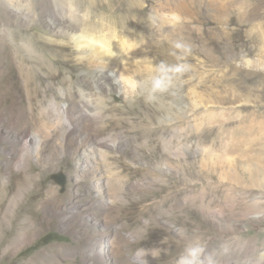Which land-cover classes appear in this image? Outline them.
Returning a JSON list of instances; mask_svg holds the SVG:
<instances>
[{"label": "rangeland", "instance_id": "obj_1", "mask_svg": "<svg viewBox=\"0 0 264 264\" xmlns=\"http://www.w3.org/2000/svg\"><path fill=\"white\" fill-rule=\"evenodd\" d=\"M74 1L78 29L61 10L68 0H0V175L19 174L28 156L22 197L38 213L22 230L25 218L12 225L3 209L0 264H138V249L148 264H175L192 238L214 264H264V0H171L159 10L136 0L141 11L134 0ZM79 32L134 45L142 80L161 62L189 69L152 100L144 89L124 99L112 74L97 82L80 58L70 39ZM87 103L105 108L94 123ZM53 106L77 125L68 138L51 128L35 146ZM87 135L109 146L77 147Z\"/></svg>", "mask_w": 264, "mask_h": 264}, {"label": "bare ground", "instance_id": "obj_2", "mask_svg": "<svg viewBox=\"0 0 264 264\" xmlns=\"http://www.w3.org/2000/svg\"><path fill=\"white\" fill-rule=\"evenodd\" d=\"M170 1L171 0H156L155 5L158 7V10H159L161 8H165L166 4H164V3L168 4ZM192 1H194V0H192ZM113 2H115V1H113ZM117 2H119V1H117ZM68 3H69V8H70L69 12H67V10L65 8V7H67V4H65V6L61 7V10L66 11L67 16H69L71 18V20L73 22L71 24V26L75 29H78V23L80 22L79 9H78L74 0H68ZM131 3H132L133 7H140L141 9L139 11L145 9V8H143L142 5L138 6L141 3H137L136 0L131 1ZM167 17H168L167 20H169V22H174V21L179 19V17L174 15V14L168 15ZM172 17L174 19H171ZM89 35H93V36L97 37L98 39L104 40L106 43H108L112 47L113 51L116 53L115 56L111 57L110 55H106L100 49L94 48L86 54L87 60L93 64V66L95 67V70L97 71V73H99V74H95V79L97 80V82H99L100 80H104L105 82L106 81L109 82V80L111 81V79H110L111 75L110 74L113 75V79H114L116 76H119L121 73H123L125 75H132L136 79L142 80L141 79L142 77L138 75L139 72L137 70H134V69L132 70V66L135 65V57H132V50L131 49L129 50V44L126 42V40L124 38L123 39L119 38L120 35L116 34V32L112 35L111 39L107 38L106 36L95 35L92 33H89ZM14 41L15 40H13V42H11V43H14ZM27 52L30 54H34L36 56L35 51H33V49L29 46L27 47ZM82 54L85 55V53H83V52H82ZM112 63H115L114 64L115 66H112ZM41 66L42 67L44 66L43 63L41 64ZM131 70L134 72H132ZM92 86L97 87V85H92ZM114 86L118 90V86L115 84H114ZM120 96H123L124 99H127L128 97H131L132 95L125 97L124 95L120 94ZM35 104L37 105L38 103L35 102ZM37 106L40 107L42 105H37ZM31 107H32V105H30V108ZM33 107H34L33 110L36 109L35 106H33ZM48 110L49 111H47L46 109L42 110V115L45 118V122L42 123V128H40L38 131L39 135L41 136L40 141L36 142L34 140V142H33L35 146H39L40 143H42V144L46 143V141L48 139H51V135H52V133L50 132L51 128H54L55 131L57 129L63 130L64 136L66 138H68L71 136V133H72L70 126L75 128L77 125V118L72 113L71 110H68L65 108L60 109L57 106H55V107L53 106L52 108H50ZM104 110H105V108H103V107L91 106L88 103L85 104V111L88 113L90 112L88 114V116H89L88 121L90 123H94L95 120L100 117V114ZM85 140H92V138L90 135H87L83 140H81V141L78 140L77 141L78 142L77 147H80V146L85 147L86 143L89 142V141H85ZM92 143H93V145L94 144L97 145V148H104V147L109 146L104 141L97 140V139H93ZM20 145H21V147H23V150L29 147L27 145L26 141L23 144L20 143ZM90 148H91L92 154L97 155V152L99 150L96 149V147L90 146ZM100 155H101V157H104L103 154H100ZM29 160H30V158L28 156H26L23 159V161H24V163H23L24 167L23 168L24 169L19 171V174L17 173L13 177H12V175L10 177H5L3 174L0 175V218L3 215V209H6V212L12 216V220H11L12 225H14V223H16L18 220L25 218L24 220H22V223L20 224V226H21L20 228L22 230L29 229V227H33V226L35 227V222L38 219V213L35 210L34 205L31 203L32 202V196L28 195V197H26L25 200L22 197L24 192L27 190V188L29 186V178L25 177L26 167L28 166ZM7 168L9 169V173L12 174L13 172L11 171V168L9 166ZM29 170L31 171V168ZM1 221H2V219H0V224H1ZM11 232L13 233V230H11ZM7 236L8 237L6 239V242L11 244L14 241V239H10L13 236V234L11 236H9V235H7Z\"/></svg>", "mask_w": 264, "mask_h": 264}, {"label": "clouds", "instance_id": "obj_3", "mask_svg": "<svg viewBox=\"0 0 264 264\" xmlns=\"http://www.w3.org/2000/svg\"><path fill=\"white\" fill-rule=\"evenodd\" d=\"M74 47L85 55L81 59H86V54L94 48L100 49L106 55L115 56L116 53L112 47L102 39H98L93 35L84 32L73 34L71 37ZM134 45H129V50L134 48ZM174 48L187 53L190 47L180 42L174 44ZM179 59V57H178ZM189 66L184 63L168 64L161 62L156 65L154 75L147 80H138L132 75L121 73L116 76L112 83L118 86L119 94L128 97L134 95L138 90L144 89L147 93L146 99L152 100L158 92L166 91L172 84L173 78L179 74L188 71ZM177 234L181 239L184 238L181 230L177 229ZM138 252H144V260L138 264H148L146 256L148 253L144 249H138ZM151 256L155 258V250L151 251ZM135 260V256L133 257ZM175 264H214V258L210 253H206L205 248L201 245L198 238H192L185 244L182 253L177 257Z\"/></svg>", "mask_w": 264, "mask_h": 264}, {"label": "trees", "instance_id": "obj_4", "mask_svg": "<svg viewBox=\"0 0 264 264\" xmlns=\"http://www.w3.org/2000/svg\"><path fill=\"white\" fill-rule=\"evenodd\" d=\"M44 240H46V241H47V240L50 241V235L45 236V237H44Z\"/></svg>", "mask_w": 264, "mask_h": 264}]
</instances>
